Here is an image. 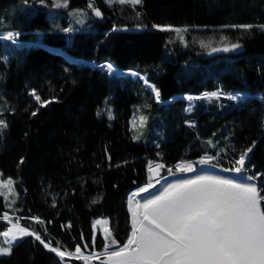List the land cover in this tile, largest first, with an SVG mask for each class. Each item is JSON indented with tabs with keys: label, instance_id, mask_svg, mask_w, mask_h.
<instances>
[{
	"label": "trees",
	"instance_id": "16d2710c",
	"mask_svg": "<svg viewBox=\"0 0 264 264\" xmlns=\"http://www.w3.org/2000/svg\"><path fill=\"white\" fill-rule=\"evenodd\" d=\"M92 1L105 22L73 36L54 29L57 19L89 9ZM1 14L11 21L8 30L34 44L17 48L0 37V119L7 124L0 129V171L21 195L12 209L0 196V219L16 211L23 224L64 250L85 245L102 250L101 234L92 244V219L110 217L114 237L124 243L130 229L127 194L148 181L151 160L198 164L221 148L227 158L251 148L247 174H229L244 179L259 172L264 180V0H141L111 7L104 0H0ZM134 14L139 23L130 20ZM138 24L145 28L135 29ZM240 25L253 27H234ZM156 26L187 27L189 37L194 30L223 32L243 50L232 61L205 59L182 43L170 48L172 33ZM11 46L15 56L5 62L2 56ZM89 61L136 70L149 82ZM219 88L248 96L238 102L227 96L196 98L190 113L183 96L173 99ZM31 89L51 102L40 104ZM139 104L148 117L142 140L132 128ZM155 128L159 145L150 136ZM6 226L0 223V233ZM0 264L63 263L26 236L10 255H0Z\"/></svg>",
	"mask_w": 264,
	"mask_h": 264
},
{
	"label": "snow or ice",
	"instance_id": "6c2138e0",
	"mask_svg": "<svg viewBox=\"0 0 264 264\" xmlns=\"http://www.w3.org/2000/svg\"><path fill=\"white\" fill-rule=\"evenodd\" d=\"M113 2L130 3L135 6L141 3V0ZM93 10L96 16L102 15L99 9ZM234 27L247 29L253 26ZM64 31L72 32L74 29L66 28ZM4 38L14 39V34L9 33ZM239 47V44H231L223 51ZM219 50L212 48L213 52ZM103 67L109 71L113 69L111 64H105ZM32 95L40 104L46 105L51 102L42 100L35 89L32 90ZM210 95L219 97L220 93L214 92ZM156 96L159 97V91H156ZM229 98L237 100L240 97L230 95ZM35 114L34 112L33 115ZM140 122L143 124L145 118L141 117ZM6 127V122L0 119V129ZM251 151V148L246 149L235 161L236 166L227 171L245 175L246 158ZM200 164L211 165L212 158H202ZM163 167V164L149 165L150 171ZM177 170L196 171L191 164L183 163ZM256 179L252 176L240 181L203 173L173 183H165L157 193L151 194L141 203L137 197L142 193H149L150 189H154L160 183L159 179L154 178V183L149 182L138 187L129 197L131 236L127 243L117 250L109 251L106 248L102 253L106 261H102V264H264V208L261 207L264 196H261ZM12 185L13 181L8 179L6 185L0 183V188L8 187L11 192ZM3 219L11 223L7 212L4 213ZM104 232L106 237L111 239L107 227L104 228ZM0 235L8 241L7 246L0 247V255H10L14 242L25 236H33L61 261L66 256H75L77 259L90 262L101 255L100 253L84 255L79 246H76L74 253L62 251L52 246L51 242H46L36 232L29 231L27 227H20L18 223L11 224V227ZM112 242L115 243L114 240Z\"/></svg>",
	"mask_w": 264,
	"mask_h": 264
},
{
	"label": "rangeland",
	"instance_id": "374dc122",
	"mask_svg": "<svg viewBox=\"0 0 264 264\" xmlns=\"http://www.w3.org/2000/svg\"><path fill=\"white\" fill-rule=\"evenodd\" d=\"M104 3L106 5H108V6H110V7L114 6L115 4L133 6L130 3L113 2V0H104ZM139 4H141V3H139ZM139 4H137V5H139ZM90 5H92V7H89V9H74V10L69 11V13L66 15L64 20L61 17V18L57 19L56 22L53 23L54 29L57 30V31L63 32V33H65L68 36H73L77 32L94 30L95 29V27H94L95 22L98 21V20L92 15V8H94L96 6V3L94 1H92L90 3ZM12 12H11V14H14V11H12ZM52 15H53V13L50 14V17ZM130 18H131L130 19L131 21H135L137 23H139V21H140V17L137 14L131 15ZM8 26H11V21L7 18V15L1 14L0 15V30H1L0 31V37L3 40H5V41L9 40L11 42V44L13 46H16L17 48L19 46H22V45H25V44H34L32 42H25V41L21 40L19 38L21 32L15 31L14 29L8 30L9 29V28H7ZM10 28H12V27H10ZM66 28H73L74 31L65 32L64 29H66ZM134 28L135 29H137V28H141L142 29V28H145V26L138 24ZM157 28L161 29V30L170 31L172 33L171 34L172 38L169 39V43H168L170 48H173L171 46H173L174 45L173 43H175V42L182 43L184 48H190L194 52H197V54L199 56H201V57H203L205 59H209L211 57H215L216 59L224 58V59H230L229 61H232V58H230V57L231 56H235V55L237 56L243 50L241 45H240L239 48H236V49H233V50H230V51H223V49L226 46H230L231 44H238V43L232 42L230 39H228L226 37V35L223 34V32H220V33H213L212 32V33H210V32H205L203 30H194V31L191 32L192 36L189 37V34H190L189 30L190 29L187 28V27L159 26ZM117 29L126 30V29H131V28H127V27H122V28L120 27L119 28L118 27ZM175 29H180L181 31L177 32V31H175ZM9 33L14 34V39H6V38H4ZM15 34H18V35H15ZM13 46H11V47H9V48H7L5 50V53L2 56V58H3V60L5 62H8L10 59H12L15 56V49L16 48L15 47L13 48ZM212 48H217V49H220V50L213 52ZM171 50L172 49L169 50L170 53H171ZM105 64H111L113 66L112 70H116V71L118 70V68L116 67V65L113 62L108 61V62H105L104 65ZM141 75H143V77H141V78H143L144 81L146 83H148L149 81H147L148 80L147 79V75H145V74H141ZM32 90L33 89H31V91H30L31 94H32ZM214 92L220 93L219 96H224V97L227 96V98H229L230 95H239L240 98L237 99V100H234L235 102H238L239 100H244L248 96L247 93L239 92L238 90H234V91L230 92V91H227V90L219 88V89H216V90H213V91L206 90V91L201 92L200 94H181V95H178V96H174L173 99H176L179 96H183L188 102L187 111L190 113V112L193 111V107L195 106V102L194 101L196 100V98H201V97L206 98V99L210 98V97L212 98V96L210 94L214 93ZM36 93L38 94L37 90H36ZM112 112L113 111L110 110L108 112L109 115L112 116ZM133 116L134 117H133V120H132V128L136 131V132L134 131L133 136H134V138L136 140H142L144 131L146 130V122H148V119H147L148 117H147L146 113L144 112L143 105L139 104L136 107V110H135V113H134ZM141 117L145 118V122L143 124H141V122H140V118ZM156 134H158V128L153 129L152 132L150 131V136H151L152 142H154V143L159 145V141L155 137ZM224 154H225L224 149L221 148L220 151H218V153H216L214 155L213 154H207L204 157H202V158L211 157L212 158V164L211 165H202V164H200V160L202 158L198 159L199 160L197 162L198 164H195L194 162H192L193 160H179L174 165H168V164H165L164 162H161V161H158V160L157 161L151 160L149 162V165H156V164H163L164 165V167L161 168V171H160V178H158L160 180V183L157 184L154 189H150L149 193H142L139 197H137V199L140 200L141 203H143L144 200L148 199L151 194L157 193L160 190L161 186H163L165 183H173V182H175L177 180L191 178V177H193L195 175H199V174H203V173H210V174H213V175H219V176H223V177H227V178H234V179H238L240 181H244L246 179V177H252L250 175H247V176L244 177V179H241V178L239 179L238 177L230 176L229 171H227V169L234 168L236 166L235 165V161L238 158H235V157L227 158V157L224 156ZM250 157H251L250 155L247 156L246 164L249 163ZM218 160H224L227 163V165L226 166H224V164L220 165ZM181 163H183L185 165L191 164L196 169V171L195 172H179L177 169H178V167L180 166ZM167 171H169V173H167ZM165 173H167V176H165V178L162 179L161 176L164 175ZM232 173H235V172H232ZM235 174H237V173H235ZM259 175H260V173L258 172V173H255V175H253V176H255L257 178L256 179V183H257V187L261 190V196H264V188H263L264 187V184H263L264 180L263 181L259 180V178H258ZM151 178H154L152 173L149 175L148 181L145 184H148L150 182ZM8 179H10V178H5L3 176V174H2V172L0 171V183H3V184L6 185ZM12 181H13V185H12V189L13 190L11 192L9 191L8 187L0 188V196H3L5 198L6 203L8 204V208H10V209L15 208L17 206L18 201H19V199L21 197L16 182L14 180H12ZM145 184H143V185H145ZM133 190H134V188L129 190V192L127 194V204L129 205L128 206L129 225H130V229H129L127 240L129 239V237L131 235V231H132L131 204H130L129 197H130L131 191H133ZM263 201L264 200L261 201V207L262 208H264V202ZM10 204H11V207H9ZM15 212L16 211H13V213L7 211L9 217L11 218V220L23 223L22 220H21V217ZM99 217H106V216H98V217H94L92 219V229H93V241H92V244H95V245L97 244L96 238H97L98 234H101V236L103 238V242H104L103 247H104V245H107L111 249V248H117L119 246H123L124 244H126L127 240L124 243H119V242H117L116 238L114 237V235H113V226H112V221H111L110 217H109V219L111 221L110 222V226L108 225L107 227H110L111 239H108L106 237L104 229H102V228H100V230L97 232V235L95 236L94 235L95 231H94V228H93V221L95 219L99 218ZM107 218H108V216H107ZM3 220L4 219H3V216H2V219H0V221H3ZM6 225L7 226H6L4 231H6L9 228V224H6ZM113 240L115 241V243L112 242ZM2 243H5L7 245L8 241L5 240V238L1 235V237H0V247H2ZM80 248H81L82 252H85V249H82L81 246H80ZM92 249H95V248H92ZM98 258L99 259L94 258L90 262L85 261V263L96 264V260H98L100 262L106 261V258L104 256H101V257H98ZM82 261H84V260H82Z\"/></svg>",
	"mask_w": 264,
	"mask_h": 264
},
{
	"label": "water",
	"instance_id": "95a60500",
	"mask_svg": "<svg viewBox=\"0 0 264 264\" xmlns=\"http://www.w3.org/2000/svg\"><path fill=\"white\" fill-rule=\"evenodd\" d=\"M94 9H99L100 10V12L102 13V15L101 16H96L95 15V11L93 10V14H94V16H95V18L99 21V22H105V17H104V14H103V12H102V10L99 8V7H95ZM53 51H55L56 53H59V54H61V55H64L67 59H69L70 61H74L75 59L73 58V57H71L70 55H68L67 53H65L64 51H62V50H60V49H56V48H51ZM91 66H93V64L92 63H89ZM95 65V64H94ZM131 70H127V72H129V73H131L133 76H136L134 73H132V72H130ZM122 72V71H121ZM120 72V73H121ZM155 166V165H154ZM160 171H161V168L160 169H156L155 171H151V173H152V175L154 176V178L155 179H158V178H160ZM159 173V175L157 176L156 175V173ZM108 219H109V217H108ZM109 221H110V219H109ZM111 222V221H110ZM0 223H6V224H9V222L7 221V220H3V221H0ZM110 224V223H109ZM93 228H94V231H95V233H94V235L96 236L97 235V229L94 227V221H93ZM109 230H110V227H107ZM35 232V231H34ZM37 233V232H36ZM110 233H111V230H110ZM38 234V233H37ZM26 237V236H25ZM25 237H23V238H21V239H19L18 240V242L17 243H15V244H13L14 246L16 245V244H18L20 241H22ZM127 243V242H126ZM51 244H53L52 242H51ZM54 245V244H53ZM87 245H85V252H88V253H100V254H102L101 253V251H98L96 248L95 249H92V248H90L89 246H87ZM117 249H119L118 247L117 248H111V251L112 250H117ZM48 250V249H47ZM49 251V250H48ZM49 252H51V251H49ZM69 252V251H68ZM52 253V252H51ZM54 254V253H53ZM73 259H77L75 256H66V257H64L63 258V260H62V263L63 264H73L72 263V261L71 260H73ZM61 260V259H60Z\"/></svg>",
	"mask_w": 264,
	"mask_h": 264
},
{
	"label": "bare ground",
	"instance_id": "6f19581e",
	"mask_svg": "<svg viewBox=\"0 0 264 264\" xmlns=\"http://www.w3.org/2000/svg\"><path fill=\"white\" fill-rule=\"evenodd\" d=\"M130 72H132V73H134L135 75H138V74H140L138 71H135V70H131ZM150 182H155V180H154V178H151L150 179ZM146 185V184H145ZM140 186H144L143 184L142 185H139V186H136V187H134V190L133 191H131V193H130V196H131V194L134 192V191H136L137 190V188L138 187H140ZM129 206V205H128ZM8 221V220H7ZM97 221H101V223H97ZM9 222V221H8ZM15 223H18V225L20 226V227H27L28 229H29V231H35L34 229H32V228H30V227H28V226H26L25 224H23V223H21V222H17V221H13V220H11V223L9 222V227H11V224H15ZM110 221H109V219L107 218V217H99V218H97V219H95L94 220V227L97 229V231H99L100 230V228H102V229H104L105 227H107L108 225L110 226ZM6 224V223H5ZM36 232V231H35ZM132 232V231H131ZM40 235V234H39ZM131 236V235H130ZM46 241V240H45ZM18 241H16V242H14V244L15 243H17ZM46 242H48V241H46ZM17 245V244H16ZM52 246H54V247H58V248H60V250H62V251H67V250H64L63 248H61V247H59V246H56L55 244L53 245V244H51ZM80 247V246H79ZM120 247H122V246H119L118 248H120ZM108 249L109 251H111V249L107 246V245H104V247H103V249L102 250H98V251H101V253H103L104 252V250L105 249ZM68 252V251H67ZM69 252H72V251H69ZM72 253H74V252H72ZM84 255H89V254H94V253H88V252H82ZM98 253V252H97ZM101 256H103L102 254L101 255H99L98 257H101ZM97 257V258H98Z\"/></svg>",
	"mask_w": 264,
	"mask_h": 264
}]
</instances>
